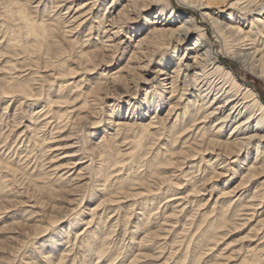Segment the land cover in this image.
Here are the masks:
<instances>
[{"label": "bare ground", "instance_id": "bare-ground-1", "mask_svg": "<svg viewBox=\"0 0 264 264\" xmlns=\"http://www.w3.org/2000/svg\"><path fill=\"white\" fill-rule=\"evenodd\" d=\"M6 1L19 9L35 48L42 41L57 47L53 39L61 31L67 37L85 38L84 50L72 57L60 55L77 59L84 75L82 92L73 100L66 98L74 88L65 97L44 101L34 114L19 117V107L34 110L43 95L21 90L23 84L12 87V77L0 80L4 114L16 105L10 121L17 135L10 149L8 137L0 142V216L16 204L33 210L43 204L27 197L24 183L17 180L21 166L36 170L37 162L42 179H57L73 191L69 193L74 197L70 202L77 204L74 209L83 201H96L88 209V221L74 209L46 221L47 211L42 209L35 212L37 224L30 226L25 208L22 218L29 217L16 225L37 246L29 264H171L189 236L191 242L206 240L210 258L204 264H264V102L227 64L234 62L264 81V0ZM26 2L37 21L26 13ZM181 7L189 8L190 15ZM90 32L97 34L93 43ZM4 39L0 45L9 48L11 42ZM117 60L124 61L111 69ZM61 71L62 77L75 78L68 66ZM176 126L180 129L171 131ZM88 130L95 131L94 137L104 133L96 147H90L93 136ZM144 142L148 150L163 144L153 156L145 152ZM175 154L182 158H173ZM186 161L196 163L190 166L193 170L179 175L172 171L169 176L157 170L182 168ZM203 162L210 170L207 175ZM137 167L152 175L153 185L145 183L146 174L138 176ZM116 178L119 184L110 191ZM84 186L97 191H84ZM122 203L129 204L124 212L135 218L131 228L136 232H131L126 247L125 225L119 245L129 258L121 257L120 251L117 261L111 254L118 243L109 239L122 229ZM134 209L139 212L134 214ZM239 231L245 235L237 246L214 253L221 232L227 236ZM170 241L167 255L162 246Z\"/></svg>", "mask_w": 264, "mask_h": 264}, {"label": "rangeland", "instance_id": "rangeland-1", "mask_svg": "<svg viewBox=\"0 0 264 264\" xmlns=\"http://www.w3.org/2000/svg\"><path fill=\"white\" fill-rule=\"evenodd\" d=\"M170 1L172 3H176V0H170ZM9 4L10 2L6 0H0V41L3 38H5L4 40H7V43L9 41L11 42V46L9 48L4 47V45L2 44L0 45V48L2 47V49H0L1 51L0 80L5 79L7 77L8 78L12 77L13 78L12 87L14 86L18 87L19 84H23L24 87L21 90H24V89L25 90L27 89L30 91L32 90L33 94L37 92V93H41L44 96V97L42 96L43 101L42 100L39 101L38 105L36 103L37 106L34 107L35 109L33 108L34 110L30 108L23 109V107L22 108L19 107V109H21L20 110L21 114L19 115V117L21 116L28 117L32 112H33L32 114H34V111L38 109L37 108L38 106H42L45 104L44 101L45 102L46 100L53 101L58 95H62L63 97H65L68 95L69 90H72L73 88L74 90H73L72 96H69L68 98H66V100H73L75 97H78L77 94H81L82 92V89L80 88V86L83 85V83H80V80L82 76L84 75L80 73V69H78L79 64L76 63L77 59L76 60L67 59V58L65 59V57H70V56L72 57L76 52H79L81 49H83L84 47L83 40L85 38L81 37L82 35H80L79 39L67 37L61 31V35H56V37L53 39L54 41H56V43H58L57 47L52 48L46 42L42 41L38 44L37 48H35L33 47L35 45V42L33 41V39L31 37L26 36V32L24 30V21L21 19V17L18 16L19 9L9 6ZM26 6L28 10L26 13L31 14L32 17L30 18H32L33 22L37 21L38 17L34 19L35 14L32 9L33 6L31 7L30 3L28 2H26ZM180 9H181V12L189 14L188 13L190 10L189 8L181 7ZM89 28L87 27L82 31L83 35L86 34ZM91 35L92 36H90L91 38L90 41H92L93 43L94 42L93 37H96L97 34L95 32L93 34L91 33ZM210 38H211V35H210ZM71 41L74 44L73 49L71 48V44H72ZM26 47L30 48L29 52H26V49H29ZM95 47L98 48V47H101V45L100 44L97 45L96 43ZM63 49H67L69 53L63 54ZM55 54H58V55H55ZM60 55L65 56V57H61ZM7 61H11L13 65L12 66L7 65L6 64ZM122 61L117 60L115 62V65L110 68L117 69L118 66H120V64L122 63ZM222 61H225V60H222ZM47 62L49 63V65H47L48 68H45L44 66L46 65ZM227 64L231 66L230 69L232 70V72L236 74V76L239 78V80H241V82L246 83L250 85L251 87H254L257 90V92L260 93L262 100L264 102V81L263 80H260L261 82L258 81L259 80L258 78L250 74L245 69H242L239 65H237L234 62L228 61ZM52 65H56V66L53 67ZM67 66L69 67V69H72L76 72V75H74L75 78L74 77L72 78L62 77L61 75H59L62 72L61 70H64ZM79 68H82V67L79 66ZM11 69L12 71L9 72L8 70H11ZM44 70H47V71L45 72ZM83 89H84L83 91H85L86 89L85 85ZM84 97L85 95H83L81 99H83ZM4 103L5 102L0 100V134L3 133V135L0 137V142H2L4 138L8 137L7 147H9L10 149L14 145V142L17 140L16 139L17 135L15 136L16 132L12 131L14 128V123L10 121L11 118H13L12 117L13 114L15 113L14 111H15L16 105L13 107L12 110L9 109L7 113L4 114V111H5L3 110L5 107ZM66 104H71V103L68 102ZM22 109H23V112L27 111V113L24 112V115H23ZM145 122H148V119ZM174 129L178 130L180 129V127L176 126L172 128L171 131H174ZM88 131L90 132L91 130H88ZM90 134L93 136V134H95V131L92 130ZM102 136H104V133L102 132L97 137L93 136V139L90 141V144L92 146L90 147L92 148L96 147V144L100 143ZM131 140H132L131 142H133V137H131ZM158 143H160L158 145L159 147L161 146V144H163L162 142H158ZM135 144H136V141H135ZM145 144L146 142L143 143L144 146L142 145L143 148L146 149L145 152L151 151V153H153V156H156L157 151H158V146L155 149L148 150ZM18 147L19 146L17 145L16 148ZM11 157L12 155L10 156V158ZM172 157L176 159L182 158L181 155H177V154L173 155ZM164 158L165 156L163 155V152L160 153V160H164ZM12 159H15V158H12ZM17 160H19V153L17 155ZM38 164L39 162L36 163V166H37L36 170H33V168H31L30 171L26 167L21 166L22 170H20L17 173V180L20 181L21 183L22 182L24 183V186L27 190V194H26L27 197L34 196L36 201L43 203L40 207H38V209H34V210L28 207H25L31 216V220L29 221L30 226H34L35 224H37L35 220L36 219L35 212H39L37 210L44 209L45 212L47 211L46 212L47 216L45 220L48 221V219L51 216L66 215L69 210L74 209L77 205L76 202L74 201L70 202V199L73 200L74 197H73V194L69 193L71 190H68L67 188L68 185L65 186L61 182H59L57 179L55 180L54 178L42 179L39 176L38 173L41 168L38 166ZM194 164L196 163L191 162V161L190 162L186 161L185 165L182 168H178L175 165L171 167H164L167 169L162 170L163 166H160L162 168H158L157 170L160 173H167L168 176L171 174L172 171H176L177 172L176 174L179 175L182 172V170H186V171L193 170L191 169L193 167H190V166ZM206 165L208 164L203 162L201 166L202 170H205L204 175H207L210 173V170L208 169V167H206ZM25 166H27V164ZM28 166L31 167L30 164H28ZM137 169L138 167L135 168V170ZM140 171L142 172L140 173ZM140 171L137 170V173L140 174L138 175L139 177H142V175L146 174L147 172L145 168H143ZM97 173H98V170H97ZM101 174H104V175L106 174L104 168L101 170ZM146 176H147L146 177L147 180L145 179L146 180L145 183H151V185H153L154 180L152 178V175L147 173ZM153 177L157 178V173H154ZM101 178H103L102 175H101ZM181 179H182V176H180V179H179V183L182 184ZM114 180L117 181L118 178ZM118 184L119 182L116 183V185H114V187L111 188L110 191L116 188ZM89 189L92 190V192L97 191L95 190V188L91 189L88 186H84V191H89ZM71 192L73 193V191ZM8 193L7 195H9ZM22 197H23L22 199L25 198L24 196ZM12 198L15 200L17 197L14 196ZM19 199H17V202ZM94 204H96V201L94 202V199L91 200V202L83 201L82 206L80 207V205H78V208L74 209V212H76L77 216L80 217V219L84 218V221H88L90 219L89 218L90 216L88 217V215L86 214H88L89 212L88 209L92 207ZM128 205H129L128 203H122L120 205L121 209L118 211V215L121 218V223L119 222V224L121 225L122 229L117 230L115 232V236L113 237V239L112 237H110L109 239V240L114 241L115 244L118 243L119 245L123 238V232L126 229L125 225H129L128 227L129 231L127 232V235H126V237L128 238L127 239L125 238L126 247H128L130 244L129 237L133 236L131 232H136L135 229L131 228V225H133L132 222L133 220H135V218L132 217L129 219L128 217L125 216L126 213L124 212V209H126ZM25 208L22 207V205L20 204H16V206L13 208V211L9 212L8 214H4L3 216H0V264H29L32 258H36L37 250H38L36 248L37 246L35 244H32V242L29 243L28 235H26V232H23V231L20 232L21 228L17 227L16 225V223L18 222L21 223L25 221L26 218L29 217V216L28 217L25 216L22 218V216H24L22 212L25 210ZM108 208L110 209L113 207H108ZM134 211H135L134 214H137L139 212L138 209H134ZM110 216H112V214H110ZM37 219H39V217ZM66 225L67 224H65V226ZM105 225L106 227H108L109 222H105ZM145 225L146 224H144L143 228L145 227ZM80 228H81L80 230H82L83 227H80ZM194 230L192 234L195 233ZM16 232H19V234H17ZM139 232L140 231H137V236ZM30 233L31 232H29V234ZM244 235L245 233H243V231H239L238 233H234L232 235L228 234L227 236H226V232H221L218 235L220 236L221 240H219L220 242L218 243L217 247L214 249L216 250L218 248L217 249L218 251H214V253L218 254L217 252L220 253V252H223V250L225 253L226 250H228L229 248H233L237 246L236 241L239 240V238L243 237ZM191 240L192 239L189 236L187 240L185 241V243L181 244V247L177 248V250H179L180 255H178V253H177L178 256L174 255L172 260H175V261H173L174 263H171V264H204V262H206L210 258V257L207 258L208 253H207V249L205 245L208 246V244H206V240H204V238H202L199 242H196V240L194 239L191 242ZM39 242L42 243L44 242V240L39 241ZM168 244L169 246L167 247L166 245L162 246V248H164L165 254L170 253V250H171L170 245L173 244V241H170ZM118 245L115 246L116 247L115 251L111 249L114 252L111 254V257H113V259L116 258L117 261L120 260L121 257H125L126 259H128L129 253H125L126 250H123L122 252V250H120L121 246L120 245L118 246ZM120 251H121V257L118 256V252ZM214 253L213 252L211 253L212 256ZM129 261L130 260H128V262ZM37 263L44 264V262L42 261L41 263L37 261ZM151 263L152 262L150 261H140V263L138 264H151Z\"/></svg>", "mask_w": 264, "mask_h": 264}]
</instances>
